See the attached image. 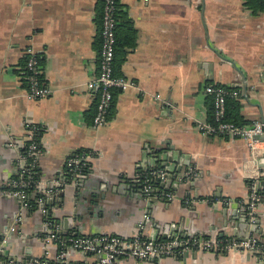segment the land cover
Segmentation results:
<instances>
[{
  "label": "crops",
  "instance_id": "1",
  "mask_svg": "<svg viewBox=\"0 0 264 264\" xmlns=\"http://www.w3.org/2000/svg\"><path fill=\"white\" fill-rule=\"evenodd\" d=\"M100 1L0 0V240L19 210L18 200L5 192L16 175L25 126L33 124L43 129L37 162L43 182L61 179L66 160L78 151L86 152L90 169L79 192L64 188L58 196L55 222L69 218L71 229L81 235L129 237L147 214L148 237L158 229L178 234L181 223L182 234L264 243V205L251 215L250 229L235 226L225 215V209L241 208L251 179L258 176L264 191V152L254 163L242 140L207 135L198 128L208 122V85L239 90L242 119L264 123V12L248 9L247 0H119L136 42L127 51L120 77L134 85L115 92L113 116L96 129L89 112L97 95L87 83L98 71L95 17ZM128 33L119 26L121 43ZM27 48L43 62L49 89L45 98H27ZM157 150L181 157L196 177L191 183L173 177L166 193L173 198L165 196L164 202L161 190L156 192L161 183L152 181L158 200L148 205L128 187L160 168L164 155L151 153ZM85 193L97 203L86 201ZM223 199L229 203H220ZM24 215L3 256L21 260L26 254H54L56 246L43 249L37 235L44 217L29 209ZM66 254L69 260L90 261L69 249ZM119 264H264V256L180 250L161 260L126 258Z\"/></svg>",
  "mask_w": 264,
  "mask_h": 264
},
{
  "label": "built area",
  "instance_id": "2",
  "mask_svg": "<svg viewBox=\"0 0 264 264\" xmlns=\"http://www.w3.org/2000/svg\"><path fill=\"white\" fill-rule=\"evenodd\" d=\"M117 0H104L102 29H101V44L98 57L97 74L87 83L89 91L96 92V113L93 118V127L101 128L107 124L108 111L113 102L114 91L124 92L131 88L134 83L123 78L116 77L113 74V60L115 48V22L113 17L114 3ZM264 4V0H262ZM262 11L264 12V5ZM26 61L24 71L27 81V98L36 100L45 98L49 95V89L43 79V68L40 64L36 53L31 48L24 51ZM204 92L212 96L214 102L213 120L215 125L211 123H203L198 128L207 135H215L228 139H239L246 143L250 153L252 162L256 163L258 157L264 152V123L254 121L252 123L238 126L225 121V103L227 98H239V90H230L222 86L208 85ZM157 100H161L160 95H156ZM26 140L21 146L24 148L27 144V151L23 155L21 149L18 150L16 156L17 179H11L9 189L5 192L8 197H14L19 202V210L14 215L13 224L6 231L3 238L0 240V257H5V260H0V264H119V261L126 258H131L141 262L150 260H161L163 258L175 256L180 250L189 251H212L217 253L227 252H247L252 254L260 253L258 240L256 238H248L247 240L237 241L230 239L223 243L218 238L202 237L193 233L173 234L167 238H163V232L158 230L153 236L144 234L145 222L148 218L147 214L143 215L142 222L138 226V232L133 233L129 237L117 236L108 233L97 235H75L68 240H62L61 235L64 234L58 227L52 225L49 220V211L56 205V201L60 193L63 192L67 183L61 179L43 182L37 180L31 168L36 167L39 157L42 154V149L39 147L35 139L36 125H26ZM16 146L15 143H11ZM27 160H31L27 163ZM87 163V156L75 154L66 160V168L74 173V183L78 184V178L82 177L80 173L81 165ZM28 164V165H27ZM15 175V176H16ZM147 175V176H146ZM142 176L144 189H151V182L158 181L159 183L167 182V173L164 169L159 168L150 171ZM186 180L196 177L194 168L188 167L184 173ZM259 177L251 179L249 183L248 197L243 202L241 208L249 215H253L259 206L264 205V191L259 185ZM39 191L43 197H39L36 201L37 211L44 217L43 228L39 232L38 238L43 244V249L54 244L56 250L54 254L43 251L42 257H33L30 260L11 258L10 255L3 256L7 251L10 235L18 229V224L24 219V212L30 209L31 205L28 200V191ZM167 199H172L171 194H167ZM190 204L188 199L185 202ZM225 205L229 203L226 199L222 202ZM240 208V209H241ZM53 217V216H52ZM51 217V218H52ZM170 228H168V232ZM167 233V232H166ZM66 242L68 244L66 245ZM69 249L73 253L89 256L90 261L85 263L80 260H69L66 250Z\"/></svg>",
  "mask_w": 264,
  "mask_h": 264
},
{
  "label": "trees",
  "instance_id": "3",
  "mask_svg": "<svg viewBox=\"0 0 264 264\" xmlns=\"http://www.w3.org/2000/svg\"><path fill=\"white\" fill-rule=\"evenodd\" d=\"M263 2L262 0H247L246 2V6L248 9L252 10L253 12H256V10H260L262 11L263 9ZM103 8H104V0H101L96 7V17H95V22H96V26H97V34L95 37V46L98 49V51L100 50V44H101V29H102V16H103ZM113 17H114V22H115V48H114V60H113V74L116 77H120V69L121 66L124 62L125 56L127 55V51L130 49H133L135 47V38L133 36V32H134V28H133V24L132 21L130 20V18L127 16L126 12L122 10V6L119 3V0H117L114 3V11H113ZM119 26H122L124 28V30L128 31L129 36L127 39H125V41L123 43H121V39L119 38L118 34H117V30L119 28ZM40 64L42 65V61L39 59ZM27 75V73H26ZM27 83V81L25 80V84ZM230 90H235V88H228ZM115 92L118 91H114L113 95H115ZM238 98H227L226 99V103H225V121L229 122V123H233L235 125L238 126H242V125H246L249 124L247 122H245L240 114V109H241V104L239 103V101H237ZM115 100L112 102V105L108 111V115H107V120H109L112 116H113V104H114ZM207 109H208V122L211 123L212 125H215V122L213 120V111H214V102H213V98L212 96H208V101H207ZM96 113V104H94L92 106L91 111L89 112V119L92 122L94 115ZM43 133V129L41 127H39L38 125H36V135H35V139L39 144V147L41 148V136ZM42 149V148H41ZM27 151V144L24 148H21V153L24 155ZM75 154H79V155H83L86 154V152H81L78 151V153ZM31 160H27V163H30ZM28 165V164H27ZM31 173H33V176H35V178L37 180L41 179V173L40 170L38 168V166L36 165V167L31 168ZM90 172L88 163H84V165H81L80 167V173L82 176L88 175V173ZM147 176V175H146ZM17 175L13 176V179H17ZM74 179V173L72 171H70L68 168H66L63 172V176H62V180L65 181L66 183L72 181ZM28 200L29 203L31 205L30 207V211H36L37 210V199L39 197H43V195L39 192V191H33V189H30L28 191ZM49 220L52 221V225H54L55 223V218H53L52 216V210L50 209L49 211ZM52 217V218H51ZM76 234L77 236L81 235L78 233V231H76V229H70L67 232H65L64 234L61 235V239L62 240H68L71 237H74ZM220 241H222L223 243H226L228 240H230L229 238H218ZM68 244V242H66V245ZM258 246L260 248V253H257V255L259 256H264V243L262 242H258ZM0 260L4 261L5 257H0Z\"/></svg>",
  "mask_w": 264,
  "mask_h": 264
},
{
  "label": "water",
  "instance_id": "4",
  "mask_svg": "<svg viewBox=\"0 0 264 264\" xmlns=\"http://www.w3.org/2000/svg\"><path fill=\"white\" fill-rule=\"evenodd\" d=\"M170 150L173 151L174 149L170 148ZM159 152H162V154L164 155V157L162 158V162L160 164V168H162L166 171L168 180L165 183H161L159 186V189L156 192L158 193L159 190H161L162 197L160 198V201L164 202L166 193L171 188V185H172L171 180L173 177L177 178L178 181H180V180L186 181V182L188 181L190 183L194 181V178L189 179V180L185 179L184 173L189 166L186 167L182 163L181 157L174 159L173 155L171 153H170V155H167L168 154L167 150H163V151L157 150V151H152L151 153L155 157V155H158ZM77 180H78V184H73L74 183V179H73L72 181L67 183V186L65 188L79 192V190H80L79 188H83L84 185H86L87 177L82 176V177H79ZM128 189L130 191H132V193H134L135 196H137L138 200H142V201L148 200L147 201L148 205H150L151 203H155L158 200V198L153 197L154 192H153L152 187H151V189H149L147 191L144 189V184H143L142 178H140V177L133 180L131 182V185L128 187ZM63 194L64 193L62 192V193H60L59 196L62 197ZM79 197L82 198V195H80ZM84 199L86 201H91L92 204L97 203L96 200L94 199L93 195H88L87 193L84 194ZM227 213L229 215L228 221L229 220H230V222L233 221V224L235 226H238L239 223H242V224H245L246 226H248L249 227L248 229H250V227L252 225V216L249 215L246 211L240 210V209H233V210L227 212V209H225V215H227ZM70 223H72V220L70 221L69 218H65L61 222L56 221L54 223V226H55V228L61 227L62 229H60V230H62L63 232H67L68 230H70L72 228V226H70ZM180 224L177 225V229H176V231L178 232L179 235L181 234V230H182V228H180ZM186 232H188V231H186ZM188 233H192V232L189 231ZM170 234H171V230L169 232L167 230V233H163L162 237L167 238L168 236H170ZM74 235H76V234H74ZM11 237H12V235H11ZM247 239L248 238H244L243 240H247ZM0 255H1V251H0ZM25 259L30 260V257L28 254L25 255Z\"/></svg>",
  "mask_w": 264,
  "mask_h": 264
}]
</instances>
